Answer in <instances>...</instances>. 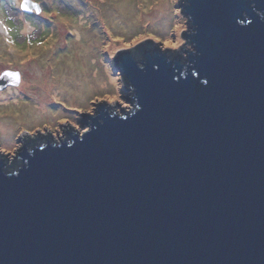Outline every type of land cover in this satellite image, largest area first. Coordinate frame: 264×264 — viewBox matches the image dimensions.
Returning <instances> with one entry per match:
<instances>
[{
	"label": "water",
	"instance_id": "obj_1",
	"mask_svg": "<svg viewBox=\"0 0 264 264\" xmlns=\"http://www.w3.org/2000/svg\"><path fill=\"white\" fill-rule=\"evenodd\" d=\"M181 2L186 55L118 49L129 109L0 158V264H264V0Z\"/></svg>",
	"mask_w": 264,
	"mask_h": 264
},
{
	"label": "rangeland",
	"instance_id": "obj_2",
	"mask_svg": "<svg viewBox=\"0 0 264 264\" xmlns=\"http://www.w3.org/2000/svg\"><path fill=\"white\" fill-rule=\"evenodd\" d=\"M181 1L187 0H43L31 18L19 0H0V74L16 71L22 79L0 89V151L14 157L28 136L61 122L84 131L83 114H93L97 103L129 109V86L114 66L118 49L132 47L138 56L158 45L186 55L190 26Z\"/></svg>",
	"mask_w": 264,
	"mask_h": 264
},
{
	"label": "flooded vegetation",
	"instance_id": "obj_3",
	"mask_svg": "<svg viewBox=\"0 0 264 264\" xmlns=\"http://www.w3.org/2000/svg\"><path fill=\"white\" fill-rule=\"evenodd\" d=\"M10 1V4H11V6H12V4L14 3H16V0H9ZM32 2H35V3H37L38 5H39V7H40V10H42L43 8H44V2H43V0H31ZM20 3H22V0H19V2H18V7H19V5H20ZM25 15H29L31 18H33V17H35V16H37V14L35 13V11L33 10L32 12H30L29 14H26V13H23V16L25 17ZM19 20H20V22H25V23H27V21H21V19L19 18ZM14 26H16V24H14ZM21 79V78H20ZM22 80V79H21ZM11 86H14V85H7V86H5V87H11ZM12 88V87H11ZM97 113V109H95L94 110V113ZM90 117H92V116H90V115H86L82 120H81V127H83V126H86L88 123H89V119H90ZM62 123L63 122H61V123H59V127L58 128H55V129H50L51 131L50 132H47V134L46 135H37V136H35V137H32V138H28V139H26L23 143H24V147H28V148H33V147H35V146H38V145H41V144H43L45 141H47V140H49L50 141V139L51 138H53L54 136H62V138H69L70 137V135H72V134H77V133H74L75 132V130H76V125L77 124H74V125H72L71 124V122H68L69 124H67V125H65L66 123H64V126H61L62 125ZM17 154H19V151H18V153ZM3 161H4V163H5V165L7 166V167H12L13 166V164L14 165H16V166H19L20 164H21V162H22V158L19 156L18 157V155L16 156H14L11 160H9L8 158H6V157H0ZM19 164V165H18Z\"/></svg>",
	"mask_w": 264,
	"mask_h": 264
},
{
	"label": "bare ground",
	"instance_id": "obj_4",
	"mask_svg": "<svg viewBox=\"0 0 264 264\" xmlns=\"http://www.w3.org/2000/svg\"><path fill=\"white\" fill-rule=\"evenodd\" d=\"M188 22H191V20H189ZM135 57H137V56H134V58H135ZM114 66H115V65H114ZM121 75H122V74H121ZM126 83H127V82H126ZM128 86H129V84H128ZM15 88H16V87H15ZM18 89H21V87L16 88V91H17V92L19 91ZM129 89H130V86H129ZM129 91H130V94H131V89H130ZM54 92L57 93L58 90H57V89H54ZM0 100H5L4 95H3L2 92H0ZM36 104H37L36 109H37L38 111H40V112H44V109H46V99L43 98L41 101H38ZM9 123H10V121H9ZM0 127L4 128L5 125H4L2 122H0ZM2 128H1V129H2ZM19 152H21V151H19Z\"/></svg>",
	"mask_w": 264,
	"mask_h": 264
},
{
	"label": "snow or ice",
	"instance_id": "obj_5",
	"mask_svg": "<svg viewBox=\"0 0 264 264\" xmlns=\"http://www.w3.org/2000/svg\"><path fill=\"white\" fill-rule=\"evenodd\" d=\"M29 6V0H22V3H20L19 7L20 8H27ZM33 7H35L37 9V11H39V6L38 5H32ZM5 31H7V29H5ZM173 47H175V45H173ZM3 77H8V76H17L18 77V73H13V72H4L3 74H0Z\"/></svg>",
	"mask_w": 264,
	"mask_h": 264
},
{
	"label": "trees",
	"instance_id": "obj_6",
	"mask_svg": "<svg viewBox=\"0 0 264 264\" xmlns=\"http://www.w3.org/2000/svg\"><path fill=\"white\" fill-rule=\"evenodd\" d=\"M185 38V37H184ZM186 39V38H185ZM187 40V39H186ZM188 42V41H187ZM153 44V43H152ZM146 49H148V48H150V47H148V46H146L145 47ZM150 49H153V47L151 46V48ZM176 55H178V54H176ZM83 116L85 117L86 116V113H84L83 114ZM47 141H45V143H46ZM28 149H30V148H28ZM6 170H8V171H10L9 169H6Z\"/></svg>",
	"mask_w": 264,
	"mask_h": 264
},
{
	"label": "clouds",
	"instance_id": "obj_7",
	"mask_svg": "<svg viewBox=\"0 0 264 264\" xmlns=\"http://www.w3.org/2000/svg\"><path fill=\"white\" fill-rule=\"evenodd\" d=\"M182 10V9H181Z\"/></svg>",
	"mask_w": 264,
	"mask_h": 264
}]
</instances>
